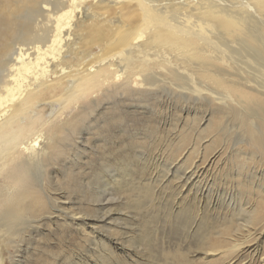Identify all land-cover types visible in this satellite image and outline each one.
Returning <instances> with one entry per match:
<instances>
[{
  "label": "bare ground",
  "instance_id": "obj_1",
  "mask_svg": "<svg viewBox=\"0 0 264 264\" xmlns=\"http://www.w3.org/2000/svg\"><path fill=\"white\" fill-rule=\"evenodd\" d=\"M150 99L216 109L196 138H185L193 147L182 159L183 187L205 188L198 183L203 165L220 164L234 131L240 137L229 150L248 147L254 159L264 156V0H0V254L42 232V219L79 224L77 214L56 208L55 166L69 169L70 153L83 149L79 136L94 129L101 111L116 114L125 103ZM205 138L224 148L204 158ZM141 187L150 198L151 186ZM261 203L264 223V198ZM191 211L170 222L186 232ZM80 222L85 235L87 224ZM213 228V219L203 218L194 239L206 261L225 254L234 264L255 241L249 227L234 232L229 226L214 241ZM190 259L164 257L166 264Z\"/></svg>",
  "mask_w": 264,
  "mask_h": 264
},
{
  "label": "rangeland",
  "instance_id": "obj_2",
  "mask_svg": "<svg viewBox=\"0 0 264 264\" xmlns=\"http://www.w3.org/2000/svg\"><path fill=\"white\" fill-rule=\"evenodd\" d=\"M148 101L125 103L116 114L101 111L95 121L90 120L94 129L79 136L84 137L83 149L70 153L73 160L69 169L55 166L54 194L59 201L56 208L81 217L80 221L87 224L85 235L78 232L80 221L77 225L68 221L67 225L64 219L56 218L50 223L42 219L44 230L26 234L18 248H4L0 264H166L165 255L174 253L189 254L190 264H233L231 255L222 254L206 261L204 253L198 252L194 239L203 218L213 219L214 241L216 232L225 227H231L234 232L249 227L250 238L255 241L252 247L238 254L234 264H264V223L261 222L264 156L257 153L254 159L248 147L241 151L236 148L234 153L233 149L229 150L240 137L239 131H234L227 138L229 147L222 151L220 164L203 165L207 168L206 175L202 174L198 186L204 185V190L183 187L180 174L184 172L181 165L185 161L182 159L193 147V143L185 145V138L188 143L190 138H196V130L209 125L216 109L207 111L200 104H184L185 108L172 101ZM205 117L207 121L202 122ZM214 132L213 137L218 133ZM221 135L224 139L226 133ZM212 143L210 138L203 140L204 158L208 154L211 158L213 152L224 148L222 142ZM197 156L192 155L186 167ZM140 187H150L152 196L138 192ZM202 192L206 194L203 200ZM258 206L262 208L256 214ZM183 209L192 210L193 214L186 232L178 221L170 222ZM252 217L257 218L256 227L250 224ZM52 223L56 226L48 227ZM222 248L218 254L223 252Z\"/></svg>",
  "mask_w": 264,
  "mask_h": 264
}]
</instances>
